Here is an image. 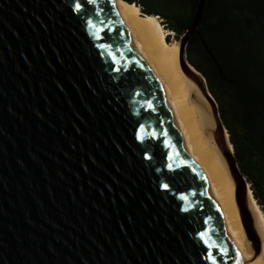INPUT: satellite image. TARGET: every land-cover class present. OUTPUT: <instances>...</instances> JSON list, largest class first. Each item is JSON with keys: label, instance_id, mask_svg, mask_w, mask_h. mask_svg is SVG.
Instances as JSON below:
<instances>
[{"label": "water", "instance_id": "water-1", "mask_svg": "<svg viewBox=\"0 0 264 264\" xmlns=\"http://www.w3.org/2000/svg\"><path fill=\"white\" fill-rule=\"evenodd\" d=\"M204 5L180 65L209 104L255 238L218 104L185 54ZM209 254L251 264L119 1L0 0V264H212Z\"/></svg>", "mask_w": 264, "mask_h": 264}, {"label": "trees", "instance_id": "trees-1", "mask_svg": "<svg viewBox=\"0 0 264 264\" xmlns=\"http://www.w3.org/2000/svg\"><path fill=\"white\" fill-rule=\"evenodd\" d=\"M156 16L178 41L200 0H125ZM187 57L203 75L241 173L264 212V0H205Z\"/></svg>", "mask_w": 264, "mask_h": 264}, {"label": "bare ground", "instance_id": "bare-ground-1", "mask_svg": "<svg viewBox=\"0 0 264 264\" xmlns=\"http://www.w3.org/2000/svg\"><path fill=\"white\" fill-rule=\"evenodd\" d=\"M119 1L130 24L137 31L141 47L166 93L177 106L189 132L198 144L205 161L214 191L229 215L232 225L244 245L251 264H264V212L254 198L247 182L248 205L251 211L253 233H248L243 211L237 197V181L231 166L218 147L211 129L214 127L209 104L197 84L189 79L180 65V43L167 42L166 33L158 17L144 15L140 8L125 0ZM206 82V81H205ZM229 143V154L234 148ZM235 155V154H234ZM246 182L247 179H243ZM257 240V242H255ZM255 244L260 247L257 252Z\"/></svg>", "mask_w": 264, "mask_h": 264}, {"label": "snow or ice", "instance_id": "snow-or-ice-1", "mask_svg": "<svg viewBox=\"0 0 264 264\" xmlns=\"http://www.w3.org/2000/svg\"><path fill=\"white\" fill-rule=\"evenodd\" d=\"M84 2H86L88 5H94V4L96 3V0H84ZM81 10H82L81 3H77V4L75 5V11L80 12ZM96 15L98 16L99 13H96ZM89 26H90V27L92 26L91 21H89ZM97 39H99V37H97ZM100 47H101V48H105L104 45H101ZM110 55H111V53H110ZM113 60H114V58H113ZM147 108H148V109H151V108H152V105H151L150 102L147 103ZM140 131H141V132L144 131L143 127H141ZM152 138H155V133L152 134ZM137 139H142V137H139V136H138ZM146 158H147V157H146ZM169 167H170V166H169ZM165 188H167L166 185H165ZM181 199H185V197H181ZM205 235H206V234L202 233V234H201V239H204V236H205ZM207 258H208L209 260H212V264H216V261L212 258V255H211V254H209Z\"/></svg>", "mask_w": 264, "mask_h": 264}, {"label": "rangeland", "instance_id": "rangeland-1", "mask_svg": "<svg viewBox=\"0 0 264 264\" xmlns=\"http://www.w3.org/2000/svg\"><path fill=\"white\" fill-rule=\"evenodd\" d=\"M159 20V19H158ZM159 22L161 23V21L159 20ZM162 24V23H161ZM163 26V25H162ZM164 28V27H163ZM164 30H165V33H166V41L167 42H173V41H177V42H179L178 40H176L175 38H174V34L173 33H171V32H169V31H167L165 28H164ZM185 54H187V49H186V53ZM187 56V55H186ZM187 59H188V57H187Z\"/></svg>", "mask_w": 264, "mask_h": 264}]
</instances>
